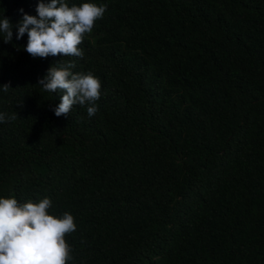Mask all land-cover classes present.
<instances>
[{
	"label": "trees",
	"instance_id": "1",
	"mask_svg": "<svg viewBox=\"0 0 264 264\" xmlns=\"http://www.w3.org/2000/svg\"><path fill=\"white\" fill-rule=\"evenodd\" d=\"M65 2L106 5L82 58L0 33V198L71 214L67 264H264V0ZM69 62L101 82L91 118L38 85Z\"/></svg>",
	"mask_w": 264,
	"mask_h": 264
},
{
	"label": "clouds",
	"instance_id": "2",
	"mask_svg": "<svg viewBox=\"0 0 264 264\" xmlns=\"http://www.w3.org/2000/svg\"><path fill=\"white\" fill-rule=\"evenodd\" d=\"M106 5L85 2L69 6L65 0H39L37 16L19 9L22 14L13 25L7 17L0 18V33L4 42L27 34L24 50L33 58L48 56L83 57L79 45L85 33H90L95 22L102 19ZM74 63L61 67H50L46 75L38 80L44 91L62 93L60 103L53 109L57 117L69 115L74 105H88L91 118L98 111L96 102L101 97V82L92 73H73ZM7 92L9 84L2 86ZM15 119V116L11 117ZM6 115L0 113V122ZM52 202L45 197L39 202L31 200L20 204L15 198H0V264H67L70 247L65 235L76 230L74 218L69 213L61 217L49 214Z\"/></svg>",
	"mask_w": 264,
	"mask_h": 264
}]
</instances>
